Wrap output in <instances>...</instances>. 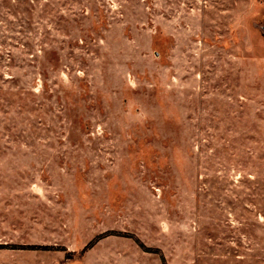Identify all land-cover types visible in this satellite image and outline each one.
Segmentation results:
<instances>
[{"label":"rangeland","instance_id":"rangeland-1","mask_svg":"<svg viewBox=\"0 0 264 264\" xmlns=\"http://www.w3.org/2000/svg\"><path fill=\"white\" fill-rule=\"evenodd\" d=\"M0 264H264V0H0Z\"/></svg>","mask_w":264,"mask_h":264},{"label":"trees","instance_id":"trees-1","mask_svg":"<svg viewBox=\"0 0 264 264\" xmlns=\"http://www.w3.org/2000/svg\"><path fill=\"white\" fill-rule=\"evenodd\" d=\"M73 255H74V252H70V251L66 252L65 254V256L68 258L72 257Z\"/></svg>","mask_w":264,"mask_h":264}]
</instances>
